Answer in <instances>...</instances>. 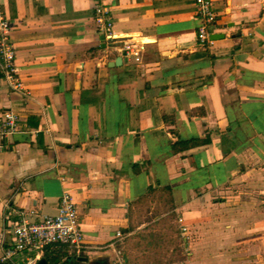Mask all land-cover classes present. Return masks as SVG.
I'll list each match as a JSON object with an SVG mask.
<instances>
[{
  "label": "crops",
  "instance_id": "1",
  "mask_svg": "<svg viewBox=\"0 0 264 264\" xmlns=\"http://www.w3.org/2000/svg\"><path fill=\"white\" fill-rule=\"evenodd\" d=\"M0 1L29 92L0 74V112L20 117L0 150V257L14 222L69 192L91 261L140 264L131 243L165 207L188 264H264V0H211L210 43L196 0ZM96 6L116 40L97 36ZM57 251L37 264L71 254Z\"/></svg>",
  "mask_w": 264,
  "mask_h": 264
},
{
  "label": "built area",
  "instance_id": "2",
  "mask_svg": "<svg viewBox=\"0 0 264 264\" xmlns=\"http://www.w3.org/2000/svg\"><path fill=\"white\" fill-rule=\"evenodd\" d=\"M199 7L200 25L198 38L202 43H210V30L216 23V13L211 0H196ZM110 9L104 6L94 7L97 36L109 41L117 39L114 24L109 15ZM12 23L5 12V2L0 1V74L7 82L11 92L28 96L29 92L19 77L15 48L11 40ZM119 52L135 57L139 61L138 50L133 44H125ZM20 117L12 111L0 112V150L6 147L7 139L18 132ZM182 232L188 233L186 226ZM121 234L118 233V236ZM13 244L3 249L0 264H37L45 252L53 249H68L73 255L84 250L82 231L77 205L69 192H63L59 198L55 215L45 216L32 221L22 215L12 225Z\"/></svg>",
  "mask_w": 264,
  "mask_h": 264
},
{
  "label": "rangeland",
  "instance_id": "3",
  "mask_svg": "<svg viewBox=\"0 0 264 264\" xmlns=\"http://www.w3.org/2000/svg\"><path fill=\"white\" fill-rule=\"evenodd\" d=\"M145 211V208L144 210ZM166 211L165 207L162 209L154 210L152 213L147 210L145 219H156L158 217L159 220L153 225L151 230L148 233L138 235L140 238H136L133 240L131 245L132 247H136L138 252H144L142 254H134L135 255V262H140V264H188L187 262V252L185 251V245L181 243L180 239H177V235L174 232L176 229L171 226H175L176 222L174 221V216L169 215L164 217L163 213ZM167 227H170L169 235L168 230H165ZM154 231V232H152ZM167 238V244L161 247H157L154 243L158 242V239ZM173 238L175 241L172 240ZM60 249H53L52 251H57ZM146 251V253H145ZM58 252V251H57ZM138 255V257L136 256ZM141 258V259H139ZM46 263V262H44ZM118 264V263H117ZM120 264H125L122 260ZM126 264H138L132 263L131 261Z\"/></svg>",
  "mask_w": 264,
  "mask_h": 264
},
{
  "label": "water",
  "instance_id": "4",
  "mask_svg": "<svg viewBox=\"0 0 264 264\" xmlns=\"http://www.w3.org/2000/svg\"><path fill=\"white\" fill-rule=\"evenodd\" d=\"M222 38H224V35L222 34H213L210 36V40H219ZM121 64H122V59L121 57H118L113 62H110L108 66L114 67V66H119ZM39 264H47V263L41 262ZM61 264H110V263L103 259L91 261L89 259V254L87 252H81L78 255L70 254L61 262Z\"/></svg>",
  "mask_w": 264,
  "mask_h": 264
},
{
  "label": "trees",
  "instance_id": "5",
  "mask_svg": "<svg viewBox=\"0 0 264 264\" xmlns=\"http://www.w3.org/2000/svg\"><path fill=\"white\" fill-rule=\"evenodd\" d=\"M201 140L198 139H192L189 141V143H187V145L184 146V149H188L189 147H194V146H198V143L200 144ZM206 143V141H205ZM48 251V250H47ZM66 256L64 255H59V256H46V258L44 259V262L48 263V264H61V262L65 259Z\"/></svg>",
  "mask_w": 264,
  "mask_h": 264
}]
</instances>
